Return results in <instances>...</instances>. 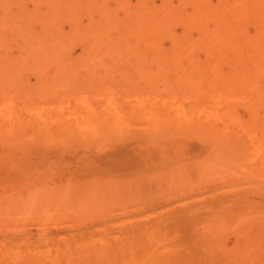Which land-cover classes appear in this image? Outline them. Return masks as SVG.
<instances>
[{"label": "bare ground", "instance_id": "6f19581e", "mask_svg": "<svg viewBox=\"0 0 264 264\" xmlns=\"http://www.w3.org/2000/svg\"><path fill=\"white\" fill-rule=\"evenodd\" d=\"M135 112L221 148L165 204L122 199L118 233L73 231L93 208L69 201L80 192L8 182L0 264H264V0H0L2 145L76 140L96 152ZM247 153L263 173L223 175L224 159ZM25 222L43 233L18 236Z\"/></svg>", "mask_w": 264, "mask_h": 264}, {"label": "rangeland", "instance_id": "374dc122", "mask_svg": "<svg viewBox=\"0 0 264 264\" xmlns=\"http://www.w3.org/2000/svg\"><path fill=\"white\" fill-rule=\"evenodd\" d=\"M79 54L77 50L75 55ZM30 78L32 82L36 81L34 76ZM135 82L128 80L123 85L129 90ZM159 89L164 90L162 86ZM135 113L133 117L123 118L117 124L125 130L112 137L117 143L112 142L113 145L111 143L109 147L96 152L79 146L76 140L60 144L25 141V149L10 144L2 145L0 141V190L12 182L17 186L16 191L22 189L20 185L28 186L29 189L37 184L47 191H64L67 196L73 191L80 192L79 200L69 197V201L87 200L86 205L93 208L78 214L81 220L73 231L76 234L92 231L93 235H99L97 230L106 223L102 228H106L107 233H118L121 230L119 219L113 216L120 213L117 208L122 204V199H135L131 194L138 192L144 201L152 198L154 203L151 204H165L170 195L179 189L172 186L180 182L177 181L178 177L185 174L196 177L200 166H207L209 152L221 148L216 137H201L190 130L164 125L154 130L141 114ZM242 113L247 115L244 111ZM245 158L239 159V162L224 159L223 175L236 174L238 169L242 170V174L249 170L262 172L259 169L260 159H249L248 153ZM106 193H113L108 205L111 210L103 214L98 206L108 200L102 202ZM260 199L258 194L251 196L253 202H259ZM20 225L18 228L21 233L18 236L39 237L43 233L41 227L33 222ZM53 232L57 231L53 229ZM227 239L232 243L235 236L230 234Z\"/></svg>", "mask_w": 264, "mask_h": 264}]
</instances>
